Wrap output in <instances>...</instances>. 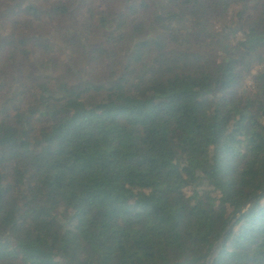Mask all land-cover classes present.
Segmentation results:
<instances>
[{"label":"trees","instance_id":"obj_1","mask_svg":"<svg viewBox=\"0 0 264 264\" xmlns=\"http://www.w3.org/2000/svg\"><path fill=\"white\" fill-rule=\"evenodd\" d=\"M70 2L0 0V264H264V0Z\"/></svg>","mask_w":264,"mask_h":264},{"label":"rangeland","instance_id":"obj_2","mask_svg":"<svg viewBox=\"0 0 264 264\" xmlns=\"http://www.w3.org/2000/svg\"><path fill=\"white\" fill-rule=\"evenodd\" d=\"M17 2H26L28 0H15ZM76 0H71V5L74 6ZM14 2H11L8 4V6H13ZM7 5V4H6ZM120 6V5H119ZM108 8L103 7L101 10L107 11ZM242 10L239 7L232 6L229 8L227 12H224V14L219 15L220 17L219 21L214 20H206L207 27L203 31H199L197 35H189V42L190 46L188 48L189 52L193 54H198L202 56H208L209 53L214 52L216 50V44L222 43V40L224 37H228L229 41L232 45H236L241 42L244 39L243 34L241 31L234 32V30L237 27H240L245 24V19L241 23L239 13H241ZM242 14V13H241ZM1 27V25H0ZM212 27V28H211ZM71 31V29H70ZM75 33L77 36H79L80 31L77 27H75ZM84 34V33H83ZM83 37V35H82ZM82 37L80 39H82ZM103 40V39H102ZM101 40V41H102ZM100 41V42H101ZM217 41V43L215 42ZM99 42V43H100ZM98 43V42H96ZM87 47V54L88 57L86 58V61L84 60L85 53L81 50H78L77 54L71 56L70 58H65L66 63L71 68V71L75 76L68 73V68L62 67L60 70V66L57 68V72H54L52 76L55 77H63L65 80L70 81L72 84L79 83H86L88 81L89 77H96L97 79H102V75L105 73L103 69H105L103 65V54L100 51V53L97 51L96 46L94 43H89L88 41L84 43ZM91 44V46L89 45ZM192 44V46H191ZM68 53L70 56V48H74V46H77L76 41H69L68 43ZM99 45V44H98ZM72 60H75V63H72ZM84 60V61H83ZM262 70V67L260 65L255 64L254 67L251 70V73L246 76L245 79V89L248 90V92L253 93L254 87H253V78ZM5 101L0 98V107L1 104H4Z\"/></svg>","mask_w":264,"mask_h":264},{"label":"water","instance_id":"obj_3","mask_svg":"<svg viewBox=\"0 0 264 264\" xmlns=\"http://www.w3.org/2000/svg\"><path fill=\"white\" fill-rule=\"evenodd\" d=\"M241 214H242V210L239 211V215H241ZM228 234H229V232H226V233L224 234L221 244L219 245V247L216 248L215 251H218V250L220 249L221 245H223V243H224L226 237L228 236ZM213 254H214V252L212 253V256H213Z\"/></svg>","mask_w":264,"mask_h":264}]
</instances>
